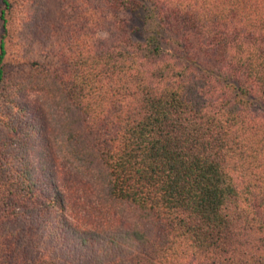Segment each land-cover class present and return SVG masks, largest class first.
Segmentation results:
<instances>
[{"label": "trees", "instance_id": "16d2710c", "mask_svg": "<svg viewBox=\"0 0 264 264\" xmlns=\"http://www.w3.org/2000/svg\"><path fill=\"white\" fill-rule=\"evenodd\" d=\"M0 3V264H264V0Z\"/></svg>", "mask_w": 264, "mask_h": 264}, {"label": "rangeland", "instance_id": "374dc122", "mask_svg": "<svg viewBox=\"0 0 264 264\" xmlns=\"http://www.w3.org/2000/svg\"><path fill=\"white\" fill-rule=\"evenodd\" d=\"M19 1V0H18ZM1 4V3H0ZM16 15L13 16L10 21V28H12L11 39L7 43V55L5 59L6 69L8 70V77L10 79L19 78V36L16 34L19 29V6L16 8ZM21 15V13H20ZM120 17L127 21V28L131 33V36L134 40L139 39L138 21L134 18L132 14L128 11H123L120 14ZM1 26V22H0ZM22 47H20L21 49ZM11 83V82H10ZM12 85V84H11ZM17 95L19 98V86L17 87Z\"/></svg>", "mask_w": 264, "mask_h": 264}]
</instances>
